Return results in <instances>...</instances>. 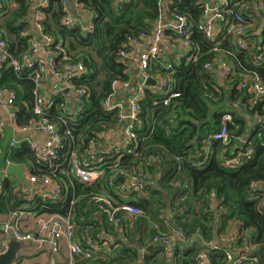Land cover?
Wrapping results in <instances>:
<instances>
[{
	"label": "trees",
	"instance_id": "obj_1",
	"mask_svg": "<svg viewBox=\"0 0 264 264\" xmlns=\"http://www.w3.org/2000/svg\"><path fill=\"white\" fill-rule=\"evenodd\" d=\"M14 1L16 8L8 9V0H0V34L6 40L9 52L21 59L28 52L30 38L22 33L33 26L28 16L31 0ZM76 1L83 3L90 11L92 30L81 24L73 27L62 25L64 12L61 0H49L47 7L41 9L45 14L41 23L43 30L54 40L51 50L55 55V70L61 71L68 61H80L87 69L85 76L71 78L72 84L87 89L88 95L82 100L81 114L74 117L67 127L60 123L63 116L57 106L60 99L45 115L37 117L33 114L35 84L29 78L31 71L24 70L17 74L7 64L0 68V89H11L16 93L12 108L17 126H24L32 118H38L55 123L60 134L70 128L75 144L67 139L65 147L59 151L61 157L74 145L81 154L90 151L93 143H97L98 133L112 131L124 124L120 109L107 111L103 106L112 83L129 80L127 60H123L119 52H129L130 45L141 35H152L153 24L163 16V7L157 0ZM202 1L170 0V10L188 20L191 31L188 40L191 48L196 50L197 57L192 61H187L185 57L178 62L170 61L176 70L174 90L178 96L172 98L168 105H163L160 95L152 89L145 90V97L137 102L140 113L133 125L139 155L123 156L119 166L127 172L140 169L138 166L147 158H159L164 167L163 176L159 179L161 185L170 188V185L167 186L170 182L179 180L187 183V178L189 187L184 191L197 194L208 210L206 198L216 193L220 215L236 217L244 228H253L256 236L250 244L263 248L264 205H261V196L252 199L249 194L252 184L261 185L262 190L257 191L258 194L264 192V97L255 96L247 88H242L241 84H248L251 79L257 78L264 86V64L256 65L251 59L250 50H239L234 40L224 37L223 32L209 39L199 30ZM259 16L249 26L253 30L259 27L256 25L260 22ZM260 31L255 40L257 44H264V30ZM166 34L169 35V31ZM220 57L232 67V73L222 84L216 81L212 70L204 68L205 63H213ZM161 64L162 57L150 63V72L164 74L166 70ZM253 115L259 117L255 123L249 120ZM226 116L230 118L227 120ZM222 123H225L228 131V144L224 146L220 141H213L207 163L197 165L202 160V156L199 157L202 139L216 132ZM195 137L197 139L193 142ZM240 140H245L244 147ZM249 147L252 151L249 159L244 156L241 163L234 167L224 165L223 157L233 158L245 153ZM177 157L181 160L180 171L172 170ZM6 160L25 164L34 174H49L57 179L63 176L60 170H53L54 159L46 162L38 160L26 142L10 147L5 133L0 132V166L4 167ZM73 183L74 190L67 187L66 195L57 202L40 197L27 201L24 196H15L10 182L6 180L3 182L6 196L0 197V214H7L26 204L28 210L36 214L66 215L71 210L76 222L81 216V201L89 203L94 183H80L75 179ZM72 193L79 198L73 208L70 206ZM203 218L207 223L204 224L205 231L209 232L208 238H211L212 229L208 222L214 220L213 211L205 212ZM183 223L185 229L187 225L185 221ZM76 227L79 231L86 227L90 230L89 226H81L77 222ZM190 232L185 229L186 234ZM76 257L86 261V264H112L113 260L84 259L81 255ZM214 259V264H226L225 252L219 250ZM263 263L264 253L258 256L257 264Z\"/></svg>",
	"mask_w": 264,
	"mask_h": 264
},
{
	"label": "built area",
	"instance_id": "obj_2",
	"mask_svg": "<svg viewBox=\"0 0 264 264\" xmlns=\"http://www.w3.org/2000/svg\"><path fill=\"white\" fill-rule=\"evenodd\" d=\"M36 3V9L34 14V22L31 30H24L23 35L29 36L28 52L24 54L21 59L13 56L7 49V42L0 34V68L7 64L12 70L19 74L24 70L31 71L29 78H31L35 84L34 91V104L32 112L35 116L40 117L46 114L51 108L56 106L57 99L58 107L62 110L63 116L60 118V123L67 127L70 121L74 117L81 114L82 100L88 95L87 89L84 87H77L72 84L71 78L83 77L87 73V69L82 62L68 61L61 71L55 70V55L52 53L51 46L54 43L51 35L43 30L41 25L45 18V14L41 9L47 7L49 0H32ZM71 0H61L63 7V17L61 20L62 25L66 27H73L79 25L80 22L74 18L69 11V3ZM75 2L76 6L89 17V22L85 25L87 29L92 30L91 23L92 15L90 11L84 6L83 3ZM163 7V16L153 24L152 35H141L139 40L133 43L142 42L147 39L154 38L155 41L149 44L145 50L140 52L138 56V67L141 75V82L138 86V98L131 101L127 114L121 113V121H124L122 130V138L119 141L106 142L104 139L105 134L113 133L117 129L112 131L98 133L97 143H93L90 151L86 150L79 153L75 145L69 151L61 157L59 151L63 149L67 143V139L75 144V139L71 134V130L66 129L62 134L59 133L55 123L44 119L32 118L30 122L24 126H17L15 119V112L13 110V102L16 99V93L11 89H0V105L3 109L7 110L8 118L13 125V133L19 135L14 136L9 141L10 147H16L22 142H26L31 150L36 154V157L40 161H50L54 159V171L60 170L63 176L61 179L50 176L49 174H34L31 173L29 167H26L25 176L31 183V186H37L39 190H29L26 197L27 201L32 200L34 197H40L42 199H48L51 202H57L61 200L63 195H66V189L72 188L74 190L73 179L80 183L93 184L96 183L103 176L105 177V186L108 190L117 192L118 195H135L142 194L146 189L149 181V173L145 169H137L132 171H124L120 168V160L125 155H132L137 157L138 142L137 135L133 130V125L137 116L140 113L137 102L145 97V90L147 88V81L151 78L150 63L159 60V41H164L167 38L166 31L171 30L175 33L178 47L182 48L186 52V57L189 61L195 60L196 50L191 48V44L188 40L191 34L190 25L185 16L171 11L169 8L170 1L164 3L163 0H157ZM258 15L264 16V0H203L202 1V21L198 24V28L209 39H214L217 34L223 32L224 37H230L234 40L239 50H250L251 59L256 65L264 64V44H257L255 38L260 32L258 29L249 27L256 20ZM252 29V31L250 30ZM250 31V32H249ZM171 43V42H170ZM253 52V50H256ZM119 55L123 60L129 59L130 52L120 51ZM166 72L158 77L153 85L152 91L161 97V103L168 105L172 98L178 96V93L174 90L176 81V70L172 62L161 64ZM217 67L226 79L232 73L231 65L223 60L221 57L217 58L213 63H205L204 68L212 70ZM47 70L51 71L55 77H60L62 80V87L58 89L56 93L47 94L41 91L43 81L46 79ZM63 72V73H62ZM119 82L114 81L111 85V92L109 96L103 101V106L107 111H111L115 108L120 109L112 103V99L118 92ZM242 88H247L248 91L257 97H264V86L259 82L257 78L251 79L249 83H242ZM66 89L69 90L72 98L68 101ZM121 110V109H120ZM230 116H226L225 119H229ZM4 121L0 117V132L5 131ZM31 133H38L43 135L44 140L42 143L34 141L28 137ZM213 141H220L222 145H227L229 142L228 131L225 123L221 124V127L211 135L202 139V152L199 157L202 156V160L197 165L202 166L207 163L208 156L211 153V145ZM243 145L245 140H240ZM97 146V150H95ZM244 147V145H243ZM251 149L247 148L245 153H239L233 158L224 159V165L226 167L238 166L244 159L251 157ZM111 159L105 161V159ZM160 163L159 158H153ZM174 171L181 170L180 158H175ZM8 163H14L6 160L4 167H0V197L6 196L3 182L8 180L10 182L11 191L15 196H23L19 184L13 178V175L6 173V165ZM163 176V175H162ZM161 176V177H162ZM66 178V180H64ZM123 179L121 182L120 179ZM171 189L178 190L180 188L188 189V183L181 182L179 180L170 182ZM49 187L50 191L44 192L40 189ZM251 193L249 194L252 199H256L261 196V205H264V192L260 195L257 191L262 190L260 184H252L250 186ZM264 188V183H263ZM27 193V192H26ZM89 196L88 200H91ZM79 198L72 193L70 206L75 207ZM111 198L101 196L94 201L103 202L104 205L101 208L102 213L106 216L107 220L113 224H120L125 221L126 217L136 218L143 215V210L140 206L134 203H122L114 205ZM12 216L15 221L12 226V234L17 241H26L34 239L32 233L22 232L19 222L23 217V214H31L26 204H22L18 208L7 213ZM35 223L37 227V233L42 240L45 241L50 249L52 255L51 259L45 264H55L53 257L58 255L63 247L66 245L70 260L67 264H74V257L81 255L84 259H96L98 257L99 246L95 243H91L90 234L86 227L82 231H79L76 227V222L72 211L66 215L58 213H41L35 215ZM178 233H181L178 230ZM153 242L159 244H168V233H157L152 237ZM88 247H84L83 243H88ZM251 250L254 246L251 245ZM8 246L5 245L0 250V255L6 252ZM102 254V253H100ZM104 258H111V252L107 251L102 254ZM205 256V255H204ZM203 256V257H204ZM226 264H257L258 256L254 254H234L231 251H225ZM95 264V263H91Z\"/></svg>",
	"mask_w": 264,
	"mask_h": 264
},
{
	"label": "crops",
	"instance_id": "obj_3",
	"mask_svg": "<svg viewBox=\"0 0 264 264\" xmlns=\"http://www.w3.org/2000/svg\"><path fill=\"white\" fill-rule=\"evenodd\" d=\"M169 1L163 0L164 3ZM7 8H16V2L8 0ZM35 9L36 3L31 0L28 13L31 26L34 22ZM69 11L83 27H86L89 17L76 6L75 2L69 3ZM258 18L260 22H257L256 25L259 26L257 29L261 32L260 30H264V16L260 15ZM168 31L170 34H167L166 40L158 43L163 63L178 62L183 57L189 61L185 55L186 52L178 47L175 33L171 30ZM154 41L155 39L152 38L130 45V56L127 59L129 80L127 82L119 81L118 92L112 99V103L120 107L123 115L127 114L131 101L138 98V86L142 80L138 67V56ZM212 71L216 76V81L222 84L224 77L221 72L217 70V67H214ZM159 76L160 74L151 72L150 79L156 81ZM153 85L152 82H147L146 86L148 89H152ZM60 87H62L61 78L55 77L50 70H47L41 91L53 94ZM67 98L69 101L72 97L69 94ZM0 117L4 121L6 140L10 141L12 137H18L19 135L12 131L13 125L9 121L7 110L3 109L1 105ZM258 119L257 115H253L249 120L255 123ZM122 126L123 124L119 125L113 133L105 134L106 142L119 141L123 137L120 129ZM28 137L39 143L44 140L43 135L38 133H31ZM138 167L149 173L147 189L142 194L118 195L117 192L105 187V177L103 176L94 183V191L91 192L92 198L90 201L88 200L89 203L81 201V216L77 218L76 222L81 226H89L90 241L99 246V252L94 253L95 255L98 254V257L104 258L102 254L110 251L113 259L112 264H214L216 260H213V256L219 250L252 255L260 249L256 246L252 250L250 248L252 245L250 242L256 236L253 228H244L236 217L227 218V216L220 215L219 198L216 193L213 192L206 198V204L214 214V220L208 222L212 229L211 238H208L209 232L205 231L206 225L204 224L207 223L203 215L205 212L207 214L209 210L202 205L198 195L195 193L191 195V192L187 193L183 188L175 190L171 189V186L167 188L165 185H161L159 179L163 175L164 167L152 157L145 159ZM185 179L189 183V180ZM31 190H39V188L32 185ZM40 190L50 191L49 187ZM29 192L22 193L28 195ZM101 196L111 198L114 205L126 202L134 203L142 208L143 215L136 218L126 217L125 221L120 224L110 223L101 211L104 203L93 200V197L98 200ZM35 215L34 212L23 214L19 222L20 229L22 232L32 233L34 239L21 241L16 257L10 264H45L51 259L52 255L47 243L37 233ZM14 221L15 219L10 215L0 214V250L5 245L8 246L14 239L12 234ZM184 221L187 225L185 229L186 231L190 230V234L185 233ZM178 230L181 233H178ZM161 232L168 233V244L153 242L152 237ZM83 246L88 247L89 242L83 243ZM70 257L66 245H63L60 253L54 255L53 260L55 264H67ZM86 263L78 257L74 258V264Z\"/></svg>",
	"mask_w": 264,
	"mask_h": 264
},
{
	"label": "water",
	"instance_id": "obj_4",
	"mask_svg": "<svg viewBox=\"0 0 264 264\" xmlns=\"http://www.w3.org/2000/svg\"><path fill=\"white\" fill-rule=\"evenodd\" d=\"M147 82H152L153 84H155V81H152L151 79H148ZM65 92H66L67 95L70 94L69 90H67V89H66ZM196 139H197V137H195L193 139V142H195ZM94 148H95V150H97L98 147L95 146ZM5 170H6L7 174L13 175V178L19 184L22 192H27V191L30 190L31 183L27 180V178L25 176L26 167L23 164H20V163H8L6 165ZM120 181L122 182L123 179L121 178ZM20 246H21V242L13 239L9 243L7 251L0 255V264H10L15 259L16 252H17V250L19 249ZM263 253H264V247L258 249L253 254L255 256H260L261 257Z\"/></svg>",
	"mask_w": 264,
	"mask_h": 264
},
{
	"label": "rangeland",
	"instance_id": "obj_5",
	"mask_svg": "<svg viewBox=\"0 0 264 264\" xmlns=\"http://www.w3.org/2000/svg\"><path fill=\"white\" fill-rule=\"evenodd\" d=\"M5 138H7V137L5 136ZM0 167H2V166H0Z\"/></svg>",
	"mask_w": 264,
	"mask_h": 264
}]
</instances>
